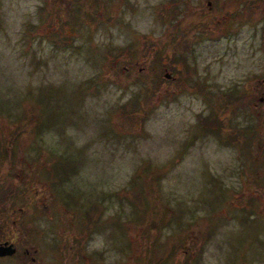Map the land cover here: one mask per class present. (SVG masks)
Segmentation results:
<instances>
[{"label":"rangeland","instance_id":"obj_1","mask_svg":"<svg viewBox=\"0 0 264 264\" xmlns=\"http://www.w3.org/2000/svg\"><path fill=\"white\" fill-rule=\"evenodd\" d=\"M263 79L264 0H0L27 233L94 264H264Z\"/></svg>","mask_w":264,"mask_h":264},{"label":"flooded vegetation","instance_id":"obj_2","mask_svg":"<svg viewBox=\"0 0 264 264\" xmlns=\"http://www.w3.org/2000/svg\"><path fill=\"white\" fill-rule=\"evenodd\" d=\"M263 82L264 79L258 85L259 90L262 88ZM252 89L255 90L254 84ZM259 99L263 105H260L258 101H253L251 102L252 108L256 109V115H261L264 118V93H260ZM1 160L0 169L5 165L4 175L11 174L12 180H15L17 184L10 190L0 186V264H78L79 259L84 262L86 257L88 261L92 258L94 260L96 254L100 257L101 249L97 246L91 248V251L90 249L86 252L83 250L85 253L78 251L79 247L81 250L83 244L79 242L77 233L74 235L65 232L56 233L53 241L44 237L43 245L39 248V244L35 242L34 238L32 239V234L27 233L30 227L26 223V156L13 154V156L8 155ZM17 185L25 188L19 191ZM11 191L18 192L15 199H10L6 194L3 195V193ZM34 192L35 194L39 193L36 189ZM21 199V205L17 204ZM73 246L76 247L75 251ZM93 249L96 254L91 257V254L94 253ZM94 263V261L90 262V264Z\"/></svg>","mask_w":264,"mask_h":264},{"label":"trees","instance_id":"obj_3","mask_svg":"<svg viewBox=\"0 0 264 264\" xmlns=\"http://www.w3.org/2000/svg\"><path fill=\"white\" fill-rule=\"evenodd\" d=\"M39 128H40V126H39ZM63 161H64V162L61 164V167H59L60 170H59V168H58L59 171H58V170H57V171H58V173H60V172L62 171V173L66 175V172H65V171H66L65 168L67 169V166L65 165V161H66V160H63ZM59 183H61V182H58V184H59Z\"/></svg>","mask_w":264,"mask_h":264}]
</instances>
